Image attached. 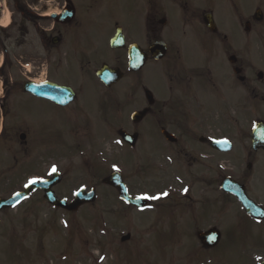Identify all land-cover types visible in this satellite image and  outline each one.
I'll list each match as a JSON object with an SVG mask.
<instances>
[{
	"label": "flooded vegetation",
	"instance_id": "af4514ba",
	"mask_svg": "<svg viewBox=\"0 0 264 264\" xmlns=\"http://www.w3.org/2000/svg\"><path fill=\"white\" fill-rule=\"evenodd\" d=\"M22 1L18 13L23 25L32 28V39L25 44L30 33L23 27L19 48H24L28 61L19 65L18 72L22 78L27 74L33 77L22 79V84L29 82L45 89L54 84L62 89L54 99H48L23 92L20 83L19 91L16 86L11 91L13 83L0 81L3 152L16 149L25 158H35V152L43 149L41 139L48 137L40 134V126L37 129L29 117L26 119L29 114L51 126L61 117L64 123L68 116L79 118L80 133L86 134L84 125L96 113L99 120L112 118L110 129L113 134L117 132L115 140L119 143L114 141L115 145L135 160L161 156L164 169L183 171L176 179L178 190L183 193L175 196L166 189L160 196L165 202L151 201L148 194L135 196L126 191L130 198L144 202L141 207L131 206L121 201L114 190L118 205L125 210L138 215L150 208H160L167 210L168 217L172 215V221L175 213L202 206L205 217L213 218L215 199L201 194V190L193 196L192 188L211 186L221 198L234 199L220 189L231 176L217 178L216 168L219 165L217 169L224 172L230 166L235 141L241 144L240 151L248 159L261 151H248V116L251 99L264 103V0ZM31 45L28 52L26 47ZM72 56L81 76L73 78V84L51 78L48 67L65 64V59L70 61ZM255 56L260 61L258 69L250 63ZM101 71L109 74L110 84L98 79ZM55 75L63 77L60 70ZM10 93L13 97H32L38 102L37 107L33 110L29 105H20L15 98L10 99ZM41 105L50 113L42 114ZM255 121L264 122V113ZM121 130L134 138L131 145L120 139ZM58 141L65 147L60 140L56 144ZM229 145L231 150L223 152ZM217 156L224 157L226 164L218 163ZM150 163L148 160L141 171L153 167ZM57 171L52 168L48 175L36 173L38 176L31 181H36L34 185L39 190L32 193H40L43 200L40 187L51 182ZM58 174L60 180L51 190L58 199L70 203L73 194L66 197L55 192L65 180L63 172ZM3 181L6 179L2 168L0 182ZM241 185L246 187L245 182ZM2 213L6 210L0 216ZM126 236L128 242L130 235Z\"/></svg>",
	"mask_w": 264,
	"mask_h": 264
},
{
	"label": "rangeland",
	"instance_id": "374dc122",
	"mask_svg": "<svg viewBox=\"0 0 264 264\" xmlns=\"http://www.w3.org/2000/svg\"><path fill=\"white\" fill-rule=\"evenodd\" d=\"M21 3L22 0H0V81L13 83L11 91L14 86L19 91L17 84L31 77L27 74L22 78L18 72L19 65L28 61L23 55L24 48H19L23 27L30 33L25 44L32 39V28L23 25L18 13ZM31 47H26L28 52ZM253 58L250 63L258 69L259 58ZM57 70L62 78L56 77ZM48 73L51 78L70 84H73V78L81 76L73 56L70 61L65 59V64L50 65ZM10 95V99L15 98L22 106L29 105L33 110L37 107L38 102L32 97ZM39 110L42 114L50 113L43 105ZM262 112L264 103L251 99L249 134L255 119L262 118ZM28 117L37 129L40 126V134L48 137L41 139L39 135L38 138L45 148L36 151L35 158H25L16 149L3 152L0 144V169L5 170L6 179L3 184L0 182V196L5 198L22 191L38 173L48 175L50 169L56 168L58 173H64L65 178L55 190L57 196L68 197L79 189L89 191L93 188L96 200L71 214L54 211L42 200L40 193H32L25 202L0 216V264H260L264 261V223L246 222L237 202L221 198L211 186L192 188L190 194L196 196L201 190V194L215 199L213 218L205 217L202 206L197 210L195 206L193 211L191 208L175 213L171 221L172 210L168 212L169 217L165 213L167 210L160 208H150L137 215L118 205L115 191L101 184V180L112 171L122 175L129 194H148L151 201H163L160 196L166 189L175 196L181 195L183 191L178 190L176 179L183 171L164 169L161 156H143V159L138 157L135 160L122 147H117L114 143H117V132L113 134L110 129L112 118L99 120L95 113L93 120L84 125V134L80 133L82 122H78L79 118L68 116L64 123L61 117L63 125L59 120L51 126L48 121L43 124L42 118L31 117V114L27 120ZM118 135L124 141L120 133ZM56 140L62 141L65 147L59 141L56 144ZM235 143L237 152L233 150L230 154L233 156L231 161L230 155L226 157L230 166L222 172L217 169L218 165L217 178L227 174L241 184L245 182L247 197L264 208V152H257L248 159L240 151L241 144ZM29 144L34 147V140ZM249 146L250 138L248 151ZM148 160L153 167L142 172ZM221 161L226 164L224 157L217 156V162ZM246 163L251 164V170L246 169ZM209 227L219 230L221 240L214 249L205 251L200 247L196 233ZM127 234L130 235L129 241L120 243L121 237Z\"/></svg>",
	"mask_w": 264,
	"mask_h": 264
},
{
	"label": "water",
	"instance_id": "95a60500",
	"mask_svg": "<svg viewBox=\"0 0 264 264\" xmlns=\"http://www.w3.org/2000/svg\"><path fill=\"white\" fill-rule=\"evenodd\" d=\"M98 77L104 84H108L107 75L105 72H101L98 74ZM24 92L30 93L33 96H41L43 98H50L54 99L55 93H60V88L54 85H49V88H40L39 86H35L33 84L26 83L23 85ZM50 94V95H49ZM121 137L124 139L125 142L133 143V137L126 135L124 132H120ZM219 145V144H217ZM264 149V124L261 122H257L251 131V150L257 151L258 149ZM230 149H224L223 152L228 151ZM248 169L250 166L248 165ZM59 181V176L55 175V178L48 184L41 187L43 191V198L46 202L57 208H61L67 212H75L80 206L84 204H91L95 201V191L91 189L88 193L84 190H79L77 193L74 194L73 202L67 204L64 200H58L54 193L50 190L51 186ZM102 184L110 186L118 192L119 198L124 201L125 203L133 206H144L143 200H131L126 193L125 187L123 185L122 179L117 172L111 173L108 177L102 180ZM35 186H30L25 189L24 192L13 195L8 200H0V210L12 208L17 203H19L22 199L26 198L31 190H33ZM221 189L228 194L234 196L237 201L240 203L241 207L243 208L246 215L250 218L256 220L264 219V210L260 207L256 206L252 201H250L244 192V187L238 185L234 181L230 179H226L221 184ZM197 238L202 245L203 248H212L214 247L220 239V234L216 229H211L207 232H201L197 234ZM128 237L122 239V241H126ZM261 264H264L262 262Z\"/></svg>",
	"mask_w": 264,
	"mask_h": 264
},
{
	"label": "snow or ice",
	"instance_id": "6c2138e0",
	"mask_svg": "<svg viewBox=\"0 0 264 264\" xmlns=\"http://www.w3.org/2000/svg\"><path fill=\"white\" fill-rule=\"evenodd\" d=\"M56 171V169L55 168H53V172H55ZM30 184H34V183H36V181H30L29 182ZM26 187H27V185H26ZM20 194L19 193H17V196H19ZM142 199H146L147 197H141ZM155 198V197H154Z\"/></svg>",
	"mask_w": 264,
	"mask_h": 264
},
{
	"label": "bare ground",
	"instance_id": "6f19581e",
	"mask_svg": "<svg viewBox=\"0 0 264 264\" xmlns=\"http://www.w3.org/2000/svg\"><path fill=\"white\" fill-rule=\"evenodd\" d=\"M7 23V21H5V23L4 24H6Z\"/></svg>",
	"mask_w": 264,
	"mask_h": 264
}]
</instances>
